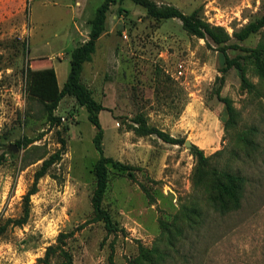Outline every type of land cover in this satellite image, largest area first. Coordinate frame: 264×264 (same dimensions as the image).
<instances>
[{"label": "rangeland", "instance_id": "rangeland-1", "mask_svg": "<svg viewBox=\"0 0 264 264\" xmlns=\"http://www.w3.org/2000/svg\"><path fill=\"white\" fill-rule=\"evenodd\" d=\"M102 1L0 0V264H264V22L238 37L264 21V0H150L195 12L218 43L132 0L109 4L80 80L104 107L103 156L132 173L107 166L112 226L91 203L99 153L86 109L65 95L50 114L27 93L46 68L62 85ZM223 172L242 182L238 205L219 212L210 195Z\"/></svg>", "mask_w": 264, "mask_h": 264}, {"label": "trees", "instance_id": "trees-1", "mask_svg": "<svg viewBox=\"0 0 264 264\" xmlns=\"http://www.w3.org/2000/svg\"><path fill=\"white\" fill-rule=\"evenodd\" d=\"M135 4H138L145 8L148 16L153 18H171L176 17L181 21L182 27L189 33L198 37L208 36L214 42H221L222 39L218 32L219 28L211 26L208 22L203 20L200 16H197L195 12L189 14L181 12L179 9L173 6L157 7L155 3L150 0H132ZM115 0H103L95 9L94 16L89 21L90 30L88 33V39L80 45L74 47L69 53V70L65 81L61 87H58L56 77L51 72V69H45L46 74L42 77L34 78L29 81L27 85V93L31 96L38 98L46 109L50 112L57 106L59 100L65 96L70 95L75 98L76 102L80 106H84L87 112V119L95 127L96 132L93 137V143L95 149L99 153L98 159L94 162L92 167V173L95 180V188L91 195V203L93 205L94 212L103 219L107 226H112V216L102 205V198L107 186V166H111L118 172L126 173L131 176V169L128 165L123 164L119 160H114L111 157L103 156L101 149V137L102 127L99 122L98 112L104 107L98 103L92 96L91 91L81 82V71L84 62L90 61L92 54L95 50V42L104 30L105 13L110 3H114ZM263 20H257L249 22L238 33L239 38H244L251 32L256 31ZM224 61L227 65L231 64L230 59L226 56ZM225 69V68H224ZM171 143H177V140L171 138L168 140ZM18 145V144H17ZM192 151H196L200 155V161H203L201 150L196 146L191 147ZM56 155H52L49 160L45 161L39 170L34 174L32 187L27 191L25 195V203L23 207L22 216L15 220L17 224L24 223L27 220L29 214L28 198L29 195L36 190L37 180L40 176L45 174L46 165L52 163L55 160ZM223 179H218L213 183V192L210 198L213 203L219 202L217 210L219 212H225L229 202H232L234 206L239 203V184L242 182V178L238 175L230 172L222 173ZM199 212L196 213V215ZM188 219V215L184 214ZM174 220V219H173ZM166 221V220H165ZM160 229L164 233H168L165 222L160 221ZM181 233V230L178 229ZM164 233V234H165Z\"/></svg>", "mask_w": 264, "mask_h": 264}, {"label": "crops", "instance_id": "crops-1", "mask_svg": "<svg viewBox=\"0 0 264 264\" xmlns=\"http://www.w3.org/2000/svg\"><path fill=\"white\" fill-rule=\"evenodd\" d=\"M53 71H54V75H55V77H57V75H56V74H57L56 69H54ZM66 76H67V75H66ZM56 81H57V85H58V87H61L62 85L59 86L57 78H56ZM62 84H63V83H62ZM98 115H99V112H98Z\"/></svg>", "mask_w": 264, "mask_h": 264}, {"label": "water", "instance_id": "water-1", "mask_svg": "<svg viewBox=\"0 0 264 264\" xmlns=\"http://www.w3.org/2000/svg\"><path fill=\"white\" fill-rule=\"evenodd\" d=\"M184 143H185L187 146H190V145H191V144H190V142H189V141H187V140H186V141H184ZM12 149H13V150H15V146H14V145H12Z\"/></svg>", "mask_w": 264, "mask_h": 264}]
</instances>
